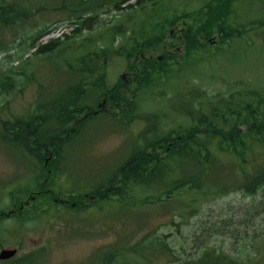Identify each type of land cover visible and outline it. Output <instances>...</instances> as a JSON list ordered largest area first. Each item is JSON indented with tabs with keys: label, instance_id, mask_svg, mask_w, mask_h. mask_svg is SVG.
Masks as SVG:
<instances>
[{
	"label": "trees",
	"instance_id": "trees-1",
	"mask_svg": "<svg viewBox=\"0 0 264 264\" xmlns=\"http://www.w3.org/2000/svg\"><path fill=\"white\" fill-rule=\"evenodd\" d=\"M159 6L158 0H0V53L4 55L0 59V97L18 87L20 76L36 80L26 67H12L15 58L22 57L26 50L33 49L31 55L46 59L53 53H64L68 48L83 49L69 58L61 54L59 61H54L56 65L50 67L51 75L62 80L59 83L65 86L64 93L55 98H43L51 90L37 77L39 88L32 111L27 109L24 116L0 114V146L3 150L4 145L8 147L6 155L27 164V180L31 178L36 183L34 188L20 182L10 187L11 205L21 203L22 193L14 192L38 198L47 194L41 191L47 187L71 198L91 193L89 203L83 202L77 209L101 203L117 214L121 213L118 208L130 210L137 201L150 198L152 189L156 200H168L179 191L190 190L194 194L217 197L237 189L253 195L264 187V84L241 79L224 94L222 91L209 92L187 79L181 89L167 98L174 116L171 122L165 120L166 113L145 108V101L151 94L149 90L163 86L173 73L172 64H162L161 60L171 58L169 52L155 58L144 55L151 48L163 45V27L176 20L174 14L162 16ZM108 9L118 11L114 21H99L100 12ZM202 9L205 13L201 23L186 22L181 34L187 49L185 58L192 56L195 62L198 56H194L201 50L210 54L203 47L212 33L217 32L220 42L225 43L243 37L248 27L264 25V18L247 26L233 25V0H212ZM50 15L55 19L46 22ZM139 15L141 20L138 22ZM192 15L183 13L181 18L189 19ZM58 19L75 23L71 30L73 35L69 33L62 39L56 37L41 42L47 27ZM84 28L100 32L99 37L105 39L104 43L97 45L90 36H82L73 45L72 37L79 36ZM91 43H96L94 48H89ZM111 53L133 59L134 62L129 63L134 71L133 82L119 77L117 82L108 83L105 68ZM60 62L65 67L63 71L58 68ZM184 68L185 63L180 64L175 74ZM162 92L163 89H159L158 95L162 96ZM7 105V102L1 104L0 112H5ZM43 107L54 109L49 117L34 112ZM83 113L86 115L82 116ZM97 116L105 119L106 124L122 126V131H126L129 141H124L125 148L114 162L105 161L99 169L101 166L79 160V156L61 159L81 128ZM175 116L183 120L177 118L174 121ZM137 119L143 121L140 130L132 125ZM47 121L51 123L50 127L56 123L66 127L52 136L51 131L41 129ZM48 172L57 177L58 173L71 174L67 182H63V178L45 185L40 180ZM63 183L72 186L64 189ZM3 188L0 187V193ZM141 190L145 192V198H137V192ZM195 200L196 197L187 204L191 210L195 209ZM23 211L13 216L21 217V221L31 218L30 214H22ZM31 211L35 216L42 212L37 206L26 212ZM140 245L134 243L128 250L138 254ZM145 248L143 262L137 264H144V259L145 264H154L155 258L158 263L160 256L153 259L149 254L153 249L151 242ZM169 250L167 242L156 235L155 251ZM106 252L104 264H111L113 258ZM38 253H25L8 261L10 264H36ZM224 258L214 249L206 250L195 264H223ZM231 263L232 260L225 264Z\"/></svg>",
	"mask_w": 264,
	"mask_h": 264
},
{
	"label": "rangeland",
	"instance_id": "rangeland-1",
	"mask_svg": "<svg viewBox=\"0 0 264 264\" xmlns=\"http://www.w3.org/2000/svg\"><path fill=\"white\" fill-rule=\"evenodd\" d=\"M158 1L162 16L171 17L174 14L176 20L173 23H166L163 27L165 31L163 45L151 48L144 52V55L155 58L169 52L171 58L161 60L162 64H172L173 73L163 86L157 85L158 88L149 90L151 94L145 101L146 109L166 113L165 120L171 122L170 119L174 116L167 98L181 89L182 85L188 82L187 79L209 92L222 91L224 94L232 90L237 85L234 83L241 79L264 84V25L248 27L243 37L229 39L225 43L220 42L217 32L212 33L207 39V45L203 47L204 50L210 51V54L206 55L209 52L204 53L201 50L195 54L194 57L198 56V61L195 62L192 56L185 58L187 49L181 40V34L185 29L183 26L186 22L197 25L201 23L205 13L201 8L212 0ZM117 13L118 11L113 9L104 10L100 12L98 20L114 21V15ZM183 13L193 15L189 19H184L181 18ZM231 15L233 25L247 26L254 20L264 18V0H233ZM53 19H55L53 15H50L45 21ZM137 19L138 22L141 20L140 15ZM74 27L75 23L67 20H55L47 27V32L40 41L45 42L56 37L62 39L69 33L73 35L71 30ZM99 35L100 32L95 29L84 28L79 36H73L71 40L74 45L82 36H90L97 45H102L105 39L101 40ZM95 45L91 43L89 48H94ZM32 50H26L22 57L15 58L11 64L16 69L26 67V71L35 75L36 80L32 78L26 80L20 76L18 87L10 94L0 97V105L8 103V109L4 107L6 111L0 112L2 116L11 115L10 113L24 116L27 109L32 111L34 108L32 104L39 88L37 77L51 90L43 98H55L64 93L65 86L59 83L62 80L51 75L50 67L56 65L55 62L59 61L61 54L69 58L83 51L78 47L68 48L64 53H53L46 59H40L31 55ZM3 56V53H0V59ZM133 62V59L127 60L122 55L111 53L105 68L108 83L117 82L119 77H123L128 83L133 82L134 71L129 66V63ZM182 63H185V68L175 74L177 66ZM58 68L61 71L65 69L61 62ZM67 77L74 80L71 76ZM159 89H163L162 96L158 95ZM53 110L50 107H43L36 108L34 112L49 117ZM85 115L86 113L82 114ZM177 118L182 119L175 116L174 121ZM104 120L97 116L83 126L71 140L75 142L64 150L61 159H74L79 156V160L101 166L99 169L103 167L105 161L114 162L125 148L124 141L129 140L126 138V131H122V126L108 125ZM142 123L143 121L137 119L132 125L140 130ZM50 126L51 123L47 121L41 129L51 131L49 134L52 136L58 135L66 127L58 123ZM4 148L8 152V147L4 145ZM5 150L0 146V187H4L0 193V248L17 247L19 255L39 252L35 256V261L39 259L36 264H104L106 251L113 258L110 260L111 264H137L143 262L145 247L150 242L153 249L149 254L153 259L160 256L158 263L155 258L154 264H195L204 251L211 249L225 256L223 264L230 260L231 264H264V187L253 195L244 194L237 189L217 197L194 194L190 190L179 191L168 200H156L154 189L151 197L145 198V192L141 190L137 192V198L145 199L137 201L130 210L118 208L121 213L117 214H113L112 209L105 208V204L101 203L77 209L83 202L89 203L91 193L71 198L45 187L41 191L47 194L42 192L43 195L38 198H33V195L29 197V194L23 192H14L17 195L22 193L19 199L21 207L26 204L18 211L19 203L12 205L10 203L9 188L17 186L19 182L34 188L36 183L31 178L27 180L29 176L28 169H25L27 164H24L22 159L6 155ZM69 174L58 173L57 177L53 172H48L40 182L47 185L63 178V182H67ZM71 186L72 184L63 183L64 189H70ZM195 197L196 200L193 202L195 209L191 210L187 204ZM61 198L67 202L59 203ZM35 206L42 212L36 216L33 214L34 210L26 212ZM14 209L16 210L14 215L17 211L19 213L24 210L22 214H30L31 218L21 221L19 216L5 214ZM43 212L44 214L40 215ZM156 235H160L167 242L170 247L168 252L155 251ZM134 243L141 244L138 254L130 253L132 251L128 250ZM135 257L138 258L134 260ZM8 262L0 260V264H10Z\"/></svg>",
	"mask_w": 264,
	"mask_h": 264
},
{
	"label": "water",
	"instance_id": "water-1",
	"mask_svg": "<svg viewBox=\"0 0 264 264\" xmlns=\"http://www.w3.org/2000/svg\"><path fill=\"white\" fill-rule=\"evenodd\" d=\"M16 253V248H1L0 249V259H7L14 256Z\"/></svg>",
	"mask_w": 264,
	"mask_h": 264
},
{
	"label": "flooded vegetation",
	"instance_id": "flooded-vegetation-1",
	"mask_svg": "<svg viewBox=\"0 0 264 264\" xmlns=\"http://www.w3.org/2000/svg\"><path fill=\"white\" fill-rule=\"evenodd\" d=\"M59 201H60L59 203L61 204H65L67 202L66 199H63V198H61Z\"/></svg>",
	"mask_w": 264,
	"mask_h": 264
}]
</instances>
